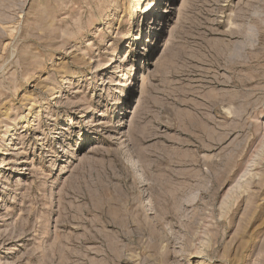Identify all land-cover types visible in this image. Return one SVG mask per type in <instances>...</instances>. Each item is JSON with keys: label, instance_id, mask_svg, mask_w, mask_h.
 I'll use <instances>...</instances> for the list:
<instances>
[{"label": "rangeland", "instance_id": "rangeland-1", "mask_svg": "<svg viewBox=\"0 0 264 264\" xmlns=\"http://www.w3.org/2000/svg\"><path fill=\"white\" fill-rule=\"evenodd\" d=\"M162 1L0 0V264H264V0Z\"/></svg>", "mask_w": 264, "mask_h": 264}, {"label": "bare ground", "instance_id": "bare-ground-1", "mask_svg": "<svg viewBox=\"0 0 264 264\" xmlns=\"http://www.w3.org/2000/svg\"><path fill=\"white\" fill-rule=\"evenodd\" d=\"M158 1L159 0H138V5H141V4H147V6H149V7H152V4H154V3H158ZM164 2H167V3H169V2H172V0H163L161 3L163 4ZM149 7H147V8H149ZM153 9H155V8H153ZM145 11H143V14H145L144 13ZM152 19V15L150 16V18L148 19L149 21ZM155 23H157V21L155 22ZM148 24V23H147ZM154 27V26H153ZM152 27H151V36H150V39H152V37H153V34H152ZM145 80H146V74L143 72L142 73V79H140L139 78V83L141 82V84H142V86H144V84H145ZM141 173V172H140ZM136 180H135V183H137V184H139V183H143L144 181H145V177H144V175L143 174H139V175H137L136 176ZM52 247H55V248H51V251H55V250H58V251H62L63 249H64V244L62 243V241L60 240V241H58L57 240V242H55V243H53V245H52ZM54 254H52V256H53ZM57 258V257H56Z\"/></svg>", "mask_w": 264, "mask_h": 264}]
</instances>
